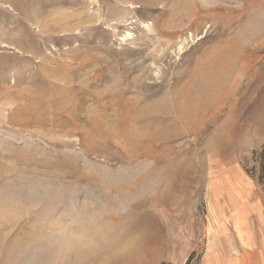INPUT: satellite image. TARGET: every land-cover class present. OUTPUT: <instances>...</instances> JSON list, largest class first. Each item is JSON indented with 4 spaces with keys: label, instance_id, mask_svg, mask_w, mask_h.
<instances>
[{
    "label": "rangeland",
    "instance_id": "rangeland-1",
    "mask_svg": "<svg viewBox=\"0 0 264 264\" xmlns=\"http://www.w3.org/2000/svg\"><path fill=\"white\" fill-rule=\"evenodd\" d=\"M262 236L264 0H0V264Z\"/></svg>",
    "mask_w": 264,
    "mask_h": 264
},
{
    "label": "crops",
    "instance_id": "crops-1",
    "mask_svg": "<svg viewBox=\"0 0 264 264\" xmlns=\"http://www.w3.org/2000/svg\"><path fill=\"white\" fill-rule=\"evenodd\" d=\"M238 246L240 245L236 246V253H230L235 250L234 247L224 249V241L218 240L215 247L206 252L204 264H264V236L260 238L257 253L254 256L244 253L243 247L241 250Z\"/></svg>",
    "mask_w": 264,
    "mask_h": 264
},
{
    "label": "trees",
    "instance_id": "trees-1",
    "mask_svg": "<svg viewBox=\"0 0 264 264\" xmlns=\"http://www.w3.org/2000/svg\"><path fill=\"white\" fill-rule=\"evenodd\" d=\"M161 264H172V263H170V262H163V263H161Z\"/></svg>",
    "mask_w": 264,
    "mask_h": 264
}]
</instances>
